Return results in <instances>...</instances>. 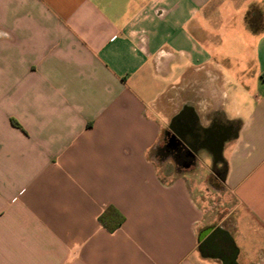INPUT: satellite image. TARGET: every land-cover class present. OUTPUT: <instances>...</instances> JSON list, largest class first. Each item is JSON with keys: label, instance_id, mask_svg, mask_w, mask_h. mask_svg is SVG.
Returning a JSON list of instances; mask_svg holds the SVG:
<instances>
[{"label": "crops", "instance_id": "1", "mask_svg": "<svg viewBox=\"0 0 264 264\" xmlns=\"http://www.w3.org/2000/svg\"><path fill=\"white\" fill-rule=\"evenodd\" d=\"M184 113L227 213L152 158ZM0 264H264V0H0Z\"/></svg>", "mask_w": 264, "mask_h": 264}, {"label": "rangeland", "instance_id": "2", "mask_svg": "<svg viewBox=\"0 0 264 264\" xmlns=\"http://www.w3.org/2000/svg\"><path fill=\"white\" fill-rule=\"evenodd\" d=\"M166 142L167 139L164 136L160 144L152 151V158L158 167L160 175L171 178L177 174H185L191 188L205 184V187L200 191L202 201L210 208L212 207V210L216 211L217 216L229 212L233 208L234 202L228 199L223 191L220 179L216 178L221 177L220 171H215V168L212 170L207 169L210 161L208 158L204 159L199 155L196 156L189 168H183L180 165L181 160L164 150ZM213 170L214 172H212Z\"/></svg>", "mask_w": 264, "mask_h": 264}, {"label": "flooded vegetation", "instance_id": "3", "mask_svg": "<svg viewBox=\"0 0 264 264\" xmlns=\"http://www.w3.org/2000/svg\"><path fill=\"white\" fill-rule=\"evenodd\" d=\"M188 119V123H181L179 119ZM226 133L216 130L201 131L198 129L192 117L188 113L179 116L171 125V130L166 133L167 142L164 150L175 155L181 163L191 164L196 158V153L200 146H208L214 153V158L218 159L219 143ZM173 139V142H169Z\"/></svg>", "mask_w": 264, "mask_h": 264}, {"label": "water", "instance_id": "4", "mask_svg": "<svg viewBox=\"0 0 264 264\" xmlns=\"http://www.w3.org/2000/svg\"><path fill=\"white\" fill-rule=\"evenodd\" d=\"M169 142H173V139H170V141Z\"/></svg>", "mask_w": 264, "mask_h": 264}]
</instances>
